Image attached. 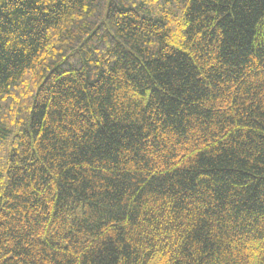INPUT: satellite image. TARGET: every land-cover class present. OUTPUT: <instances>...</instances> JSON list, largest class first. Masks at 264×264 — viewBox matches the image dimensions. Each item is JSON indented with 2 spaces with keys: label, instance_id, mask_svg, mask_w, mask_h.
Segmentation results:
<instances>
[{
  "label": "trees",
  "instance_id": "obj_1",
  "mask_svg": "<svg viewBox=\"0 0 264 264\" xmlns=\"http://www.w3.org/2000/svg\"><path fill=\"white\" fill-rule=\"evenodd\" d=\"M0 264H264V0H0Z\"/></svg>",
  "mask_w": 264,
  "mask_h": 264
}]
</instances>
